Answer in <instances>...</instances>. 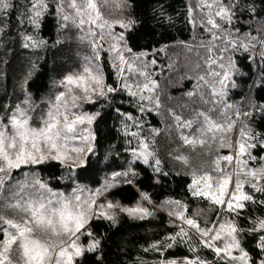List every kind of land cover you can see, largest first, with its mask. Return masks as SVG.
<instances>
[{
	"label": "snow or ice",
	"instance_id": "1",
	"mask_svg": "<svg viewBox=\"0 0 264 264\" xmlns=\"http://www.w3.org/2000/svg\"><path fill=\"white\" fill-rule=\"evenodd\" d=\"M9 38L0 264H264V0H0Z\"/></svg>",
	"mask_w": 264,
	"mask_h": 264
},
{
	"label": "trees",
	"instance_id": "2",
	"mask_svg": "<svg viewBox=\"0 0 264 264\" xmlns=\"http://www.w3.org/2000/svg\"><path fill=\"white\" fill-rule=\"evenodd\" d=\"M169 2L172 4V8L180 9L183 6V0H169ZM171 12L172 9H169ZM179 27V24H178ZM173 34H177L175 30L173 31ZM43 35L49 39V42L51 43V40L54 39V33H50L48 29H45L43 32ZM181 35V38L186 35V33H179ZM7 53V55H5ZM35 55L44 56V53H36ZM35 55L28 53L27 51L21 49L19 47V43L14 42L13 38H9L7 41H5L3 44H0V61L8 60L9 64L6 66L4 63L0 62V104L9 102V97H11L12 102L14 103L16 100V96L18 95V90L16 88L17 84V78L21 74V68L22 66L26 65L28 60L35 59ZM40 63H47L48 68L52 67V59H51V53H49L44 60H41ZM44 81V77H41V82ZM35 90V89H33ZM173 95H175V92H173ZM127 107V106H125ZM179 177L175 178V181H179ZM145 228H159L158 223L150 224V225H144L139 226L136 224H128L124 227V233L130 234L132 236H138L140 238H143L145 235L144 229ZM183 249H180L177 254H182ZM133 255L135 253L133 252ZM147 259H152L153 257L148 256Z\"/></svg>",
	"mask_w": 264,
	"mask_h": 264
}]
</instances>
